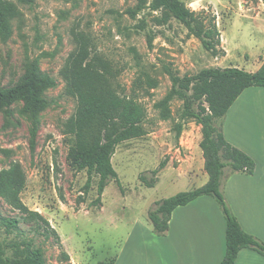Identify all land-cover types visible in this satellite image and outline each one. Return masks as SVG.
<instances>
[{
    "label": "rangeland",
    "instance_id": "rangeland-1",
    "mask_svg": "<svg viewBox=\"0 0 264 264\" xmlns=\"http://www.w3.org/2000/svg\"><path fill=\"white\" fill-rule=\"evenodd\" d=\"M4 1L12 33L8 40L0 37V90L19 87L33 68L53 79L55 87L43 93L36 116L24 97L0 109V175L16 174L22 205L41 214L57 236L44 224L38 228L36 220L24 221L26 215L0 196V215L21 221L15 231L0 221V242L33 239L46 264L115 260L136 221L153 231L148 216L158 202L209 180L200 147L202 128L183 118L184 100L161 107L173 88L172 75L183 79L206 69L237 67L241 58L263 61L264 0H181L194 11L216 16L218 50H228V58L226 51L214 57L165 10L146 9L133 16L137 0ZM84 85L90 107L126 97L147 114L145 134L117 147L112 163L121 187L111 181L100 203L99 177L87 190L86 170L69 159L81 107L80 98L69 92ZM195 87L196 82L186 92L188 98ZM199 104L194 102L197 111ZM33 131L36 148L31 151Z\"/></svg>",
    "mask_w": 264,
    "mask_h": 264
},
{
    "label": "trees",
    "instance_id": "trees-1",
    "mask_svg": "<svg viewBox=\"0 0 264 264\" xmlns=\"http://www.w3.org/2000/svg\"><path fill=\"white\" fill-rule=\"evenodd\" d=\"M20 1L26 3L30 0ZM146 9L152 12L165 10L198 38L203 47L214 57L226 55L225 50H218L221 32L216 25V16L210 15L208 10L194 11L181 0H151L150 3L147 0H137L135 8L130 12L136 16ZM11 30L12 21L7 3L0 0V37L4 40L10 39ZM146 81L150 82L148 79ZM172 82L173 88L162 101L161 107L167 108L168 104L176 98L184 100L183 118L193 119L202 128L203 140L200 147L206 159L205 171L209 180L199 188L178 193L158 202L157 208L148 216L153 232L157 236L165 235L169 230L172 213L177 208L186 206L202 196H210L216 200L226 220V254L221 264H235L239 252L243 249H251L264 257V242L242 229L222 191V184L226 177L235 173L249 175L255 173L256 163L253 158L228 143L223 135L222 127L229 109L246 89L264 88V63L256 72H247L237 67L213 68L203 70L195 77L181 79L172 75ZM194 82L196 87L190 99L186 92ZM52 87H55V81L38 68H33L25 75L19 87L6 91L0 90V109L24 97L27 100V110L36 116L40 109L39 105L43 102V93ZM69 93L77 95L81 103L73 125L76 148L69 154V159L80 170H86L87 190L91 188L93 178L99 177L97 202L100 203L111 181H116L121 187L118 173L112 163L117 147L145 134L147 114L141 104L126 97L114 99L107 105L95 104L90 107L87 104L88 88L85 85L71 88ZM196 101L200 103L198 111L193 108ZM206 104L208 107L205 106ZM181 131L180 125L178 135ZM32 133L30 149L34 151L37 134L36 131ZM14 174L8 171L0 175V196L26 215L23 218L24 221L36 220L38 228H42L44 224L47 231L50 230L49 222L41 214L29 211L22 205L19 199L22 182ZM141 181L148 187H154L143 176ZM0 221L9 231L19 230L21 224L19 219L1 215ZM51 231L57 236L55 230L51 229ZM61 255L66 261H70V256L66 252H62ZM114 263L115 260H111L99 264ZM0 264H46V261L43 250L35 246V241L22 237L9 243L0 242Z\"/></svg>",
    "mask_w": 264,
    "mask_h": 264
},
{
    "label": "crops",
    "instance_id": "crops-1",
    "mask_svg": "<svg viewBox=\"0 0 264 264\" xmlns=\"http://www.w3.org/2000/svg\"><path fill=\"white\" fill-rule=\"evenodd\" d=\"M251 61L241 58L237 68L256 72L264 63ZM222 131L228 143L256 163L253 175L226 177L222 191L242 229L264 242V88L250 87L238 97L224 117ZM132 230L114 264H221L225 258L226 220L210 196L177 208L163 236L138 221ZM235 264H264V257L243 249Z\"/></svg>",
    "mask_w": 264,
    "mask_h": 264
}]
</instances>
